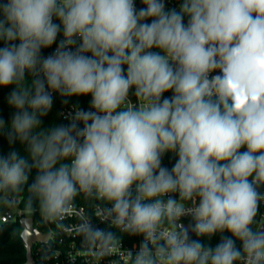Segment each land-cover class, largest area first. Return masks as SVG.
<instances>
[{
  "label": "clouds",
  "instance_id": "obj_1",
  "mask_svg": "<svg viewBox=\"0 0 264 264\" xmlns=\"http://www.w3.org/2000/svg\"><path fill=\"white\" fill-rule=\"evenodd\" d=\"M141 2L0 0V87L14 86L16 110L0 132L27 149L0 156V194L27 186L29 212L38 202L57 224L79 194L105 202L109 229L91 216L78 226L97 260L122 247L119 230L143 237L127 250L129 264H264V227H255L264 202V0ZM54 92L90 95V110L42 127ZM168 153L178 157L170 169ZM217 233L215 246L199 239Z\"/></svg>",
  "mask_w": 264,
  "mask_h": 264
},
{
  "label": "built area",
  "instance_id": "obj_2",
  "mask_svg": "<svg viewBox=\"0 0 264 264\" xmlns=\"http://www.w3.org/2000/svg\"><path fill=\"white\" fill-rule=\"evenodd\" d=\"M166 8L175 6L178 0H165ZM136 7L137 2L135 0ZM55 23H60L54 18ZM63 39V31L61 28L60 33L57 36V41L49 47L52 53L55 51L60 40ZM14 43H19L15 41ZM126 69V66H125ZM218 73H212L215 75ZM56 93H53V97ZM129 98L133 103H136V98L134 96V89L130 91ZM91 101V96L89 95V102ZM77 109L90 110V105L83 107L76 104H69L63 107L61 112L63 118L71 122L72 117ZM176 157L172 153L165 155L163 164L169 169L175 163ZM81 201L74 202V207L72 211L64 217L62 221L57 223L46 222L45 225L48 227L47 233L51 234V239L45 243H36L34 247V264H129L128 257L126 255L127 250H131L133 253L138 251L139 245L143 240L142 236H130L126 233H122L119 230L111 229L117 231L118 235L122 239V247L116 249L110 256L104 257L97 260L91 256L85 247L82 245V237L78 232V226L81 223L82 217L91 216L93 218L92 222L96 226L102 229H109V224L107 222H101L104 219L103 207L105 202L86 198L83 194L77 196ZM0 200H4L8 203L7 208L0 207V225L3 223L15 221L17 218H21L23 211L17 208L18 202L15 198L10 195L4 196L0 194ZM264 206V202H262ZM258 224L256 227L264 222V213L257 220ZM186 226L192 223L191 217L186 216L182 221ZM193 239H197L195 234L192 235Z\"/></svg>",
  "mask_w": 264,
  "mask_h": 264
},
{
  "label": "trees",
  "instance_id": "obj_3",
  "mask_svg": "<svg viewBox=\"0 0 264 264\" xmlns=\"http://www.w3.org/2000/svg\"><path fill=\"white\" fill-rule=\"evenodd\" d=\"M137 8L144 7L141 0H136ZM183 0H178V3L175 6L169 7L171 8H179V4L182 3ZM187 17H185V23H187ZM4 41H0V47L4 46ZM42 55L47 56L52 54V50L50 48L42 49ZM155 51V49H153ZM24 86H31V74L26 73V80L24 81ZM14 89V86L8 87H0V119H3L6 124H9L14 113L15 109L8 104V96L10 92ZM165 96L170 97L172 92H167L164 94ZM67 101V102H65ZM76 104L83 107H87L90 105L89 96H80V97H61L59 93H56L53 99V107L48 113L47 116L42 118V127L54 126L56 124H64L67 125L70 122L65 120L61 114L63 107L69 104ZM82 127V125H81ZM246 148H242L241 151H245ZM11 151H17L20 154H26V146L22 145L18 140L9 143L7 138V131L0 132V156H7ZM35 170L30 174L29 183L34 180L36 176ZM261 192H264V186L260 188ZM11 197L15 198L18 202L17 208L23 211L22 217H31L33 218L34 224H38V226L43 229L45 232L48 231L47 227L44 225V219L40 215L38 202H34L33 209L29 212L27 207V200L30 195L28 192L27 186L19 193L9 194ZM81 200L76 197L74 202H80ZM264 213V206L261 203L260 214L257 217V220ZM19 219L17 218L15 221L3 223L0 225V264H24L25 262V250L21 243V239L19 237L21 228L19 226ZM256 227V225H255ZM223 235H230V233H223ZM204 243L215 246L220 242L221 234L217 233L211 238L201 237ZM239 244V242H238ZM34 247L32 248V254L34 257Z\"/></svg>",
  "mask_w": 264,
  "mask_h": 264
},
{
  "label": "water",
  "instance_id": "obj_4",
  "mask_svg": "<svg viewBox=\"0 0 264 264\" xmlns=\"http://www.w3.org/2000/svg\"><path fill=\"white\" fill-rule=\"evenodd\" d=\"M19 226L21 228L19 237L25 250L24 264H34L32 254L33 245L36 243L48 242L51 239V234L40 232L36 228L33 218L31 217H21L19 219ZM260 227H264V222L260 225Z\"/></svg>",
  "mask_w": 264,
  "mask_h": 264
},
{
  "label": "rangeland",
  "instance_id": "obj_5",
  "mask_svg": "<svg viewBox=\"0 0 264 264\" xmlns=\"http://www.w3.org/2000/svg\"><path fill=\"white\" fill-rule=\"evenodd\" d=\"M0 207L2 208H7L8 207V203L4 200H0Z\"/></svg>",
  "mask_w": 264,
  "mask_h": 264
},
{
  "label": "flooded vegetation",
  "instance_id": "obj_6",
  "mask_svg": "<svg viewBox=\"0 0 264 264\" xmlns=\"http://www.w3.org/2000/svg\"><path fill=\"white\" fill-rule=\"evenodd\" d=\"M45 225V224H44ZM35 226H36V228L40 231V232H42V233H47V232H45L43 229H41L39 226H38V224H35ZM46 226V225H45ZM47 227V226H46ZM47 229H48V227H47Z\"/></svg>",
  "mask_w": 264,
  "mask_h": 264
}]
</instances>
